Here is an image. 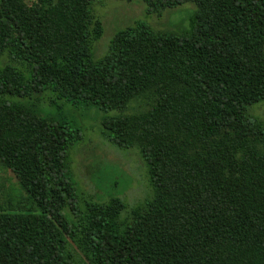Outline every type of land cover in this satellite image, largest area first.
Here are the masks:
<instances>
[{
  "label": "trees",
  "instance_id": "1",
  "mask_svg": "<svg viewBox=\"0 0 264 264\" xmlns=\"http://www.w3.org/2000/svg\"><path fill=\"white\" fill-rule=\"evenodd\" d=\"M142 1L147 14L191 2L190 29L139 20L95 58V0H0V163L19 189L0 204V264H264V0ZM45 99L99 108L103 138L138 149L150 195L79 192L81 129L42 115Z\"/></svg>",
  "mask_w": 264,
  "mask_h": 264
},
{
  "label": "rangeland",
  "instance_id": "2",
  "mask_svg": "<svg viewBox=\"0 0 264 264\" xmlns=\"http://www.w3.org/2000/svg\"><path fill=\"white\" fill-rule=\"evenodd\" d=\"M31 4L35 0H23ZM93 12L100 16L103 33L94 45V57H101L107 50L113 34L136 21H145L153 30L185 32L190 29L195 12L191 2L173 8H165L159 14H147L142 0H95ZM40 113L56 120L64 118L81 129L78 142L70 150V169L77 190L85 196L104 201L108 196H118L129 206L141 201L151 193L144 162L136 147L122 149L111 144L102 136L100 119L102 111L96 106L74 108L65 103L59 110L47 99L38 104ZM141 106L139 99L131 102L132 108ZM253 113L264 117V102L253 108ZM185 133L179 139H185ZM192 151L199 150L202 142L188 137ZM186 140V139H185ZM10 170L0 163V204L6 198H17L18 185ZM126 212H122L124 217Z\"/></svg>",
  "mask_w": 264,
  "mask_h": 264
}]
</instances>
